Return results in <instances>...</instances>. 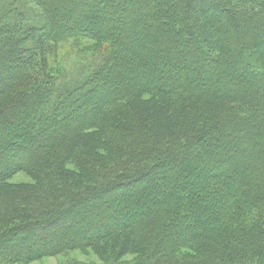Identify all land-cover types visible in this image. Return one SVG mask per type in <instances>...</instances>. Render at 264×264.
Segmentation results:
<instances>
[{
  "label": "trees",
  "instance_id": "trees-1",
  "mask_svg": "<svg viewBox=\"0 0 264 264\" xmlns=\"http://www.w3.org/2000/svg\"><path fill=\"white\" fill-rule=\"evenodd\" d=\"M85 250L264 264V0H0V264Z\"/></svg>",
  "mask_w": 264,
  "mask_h": 264
},
{
  "label": "rangeland",
  "instance_id": "rangeland-1",
  "mask_svg": "<svg viewBox=\"0 0 264 264\" xmlns=\"http://www.w3.org/2000/svg\"><path fill=\"white\" fill-rule=\"evenodd\" d=\"M26 9L31 11H36V8L33 4L27 3ZM96 44L87 38H76L68 39L66 41L60 42L56 46L55 58L53 59L54 65L58 69L63 70L65 73L72 74L77 68L81 65L89 63L93 60L94 53H96ZM131 104L123 105L118 107V105L110 107L107 109L106 117L102 121L103 128L105 132L109 135L118 133V129H113L110 127V123L114 121L120 114H123L124 117L128 112L131 114ZM12 182H29L30 178L24 173H18L11 179ZM247 215L243 218L240 217L239 220L243 223L251 221L255 217L253 211L246 210ZM234 228V227H233ZM191 255H193L191 253ZM82 263V264H102L100 258H98L94 253L89 250L85 251H72L66 252L60 255L46 257L40 260L32 261L29 263L23 264H69V263Z\"/></svg>",
  "mask_w": 264,
  "mask_h": 264
}]
</instances>
